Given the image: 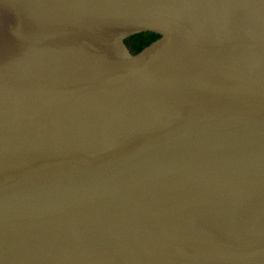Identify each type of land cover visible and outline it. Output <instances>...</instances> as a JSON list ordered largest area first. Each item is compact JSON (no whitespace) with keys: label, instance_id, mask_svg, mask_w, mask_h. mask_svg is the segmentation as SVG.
I'll use <instances>...</instances> for the list:
<instances>
[{"label":"water","instance_id":"95a60500","mask_svg":"<svg viewBox=\"0 0 264 264\" xmlns=\"http://www.w3.org/2000/svg\"><path fill=\"white\" fill-rule=\"evenodd\" d=\"M0 264H264V0H0Z\"/></svg>","mask_w":264,"mask_h":264},{"label":"trees","instance_id":"16d2710c","mask_svg":"<svg viewBox=\"0 0 264 264\" xmlns=\"http://www.w3.org/2000/svg\"><path fill=\"white\" fill-rule=\"evenodd\" d=\"M157 38L154 34H138L128 39V45L135 51L141 50L143 47L151 43Z\"/></svg>","mask_w":264,"mask_h":264}]
</instances>
